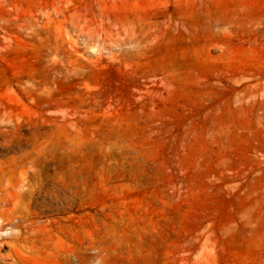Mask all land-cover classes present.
Segmentation results:
<instances>
[{
    "label": "rangeland",
    "instance_id": "obj_1",
    "mask_svg": "<svg viewBox=\"0 0 264 264\" xmlns=\"http://www.w3.org/2000/svg\"><path fill=\"white\" fill-rule=\"evenodd\" d=\"M0 131V264H264V0H0Z\"/></svg>",
    "mask_w": 264,
    "mask_h": 264
},
{
    "label": "bare ground",
    "instance_id": "obj_2",
    "mask_svg": "<svg viewBox=\"0 0 264 264\" xmlns=\"http://www.w3.org/2000/svg\"><path fill=\"white\" fill-rule=\"evenodd\" d=\"M1 132V131H0ZM6 132H3V134ZM4 135V137L2 138V140H0V150H2L3 148H13L9 147L10 145H13L14 143H10L7 139V136ZM7 140V141H6ZM11 141V140H10ZM31 143V142H30ZM16 144V143H15ZM35 144V143H34ZM32 144L31 145V150L28 152H22L18 157L12 158L14 161H16L21 167L25 168L27 165H31L32 164H38V159H41L43 157L42 152L40 151V149L36 148L37 146ZM18 145V144H17ZM18 147V146H17ZM22 149V148H21ZM25 149V148H24ZM21 151V150H20ZM19 151V152H20ZM18 152V151H17ZM0 157H1V152H0ZM11 158V157H10ZM12 160V161H13ZM4 164V163H3ZM18 209H20L23 212H26V214L29 213V209H28V205L26 204H21L18 206ZM33 213V212H32ZM38 237V232H36V228H31L30 231L28 232V236L26 237L27 240H39Z\"/></svg>",
    "mask_w": 264,
    "mask_h": 264
}]
</instances>
